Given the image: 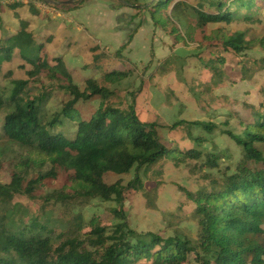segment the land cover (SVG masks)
<instances>
[{"label": "trees", "instance_id": "trees-1", "mask_svg": "<svg viewBox=\"0 0 264 264\" xmlns=\"http://www.w3.org/2000/svg\"><path fill=\"white\" fill-rule=\"evenodd\" d=\"M87 1L77 0L67 8L79 9ZM174 1L156 0L143 8L155 28L171 25L170 34L175 35L176 43H187L192 38V28L185 23L184 15L191 9L201 25L203 42L234 55L251 49L245 31L227 33L217 28L206 34L204 29L209 24L249 21L251 17L246 15L237 18L240 10L245 8L247 14H255L257 11L252 10L260 11L264 0H207L208 9L201 5L192 9L186 1H178L168 13ZM138 3L139 0H120L116 8L134 9ZM233 5L235 9L231 11ZM21 6L15 3L8 7L16 10ZM61 6L64 7L62 3ZM33 12L38 13L35 8ZM141 26L139 23L127 35L114 53L116 56L121 57ZM27 28L26 22H20L18 31H6L0 36V68L12 59L14 51L30 67L25 80L6 78L8 86L0 91V111L5 112L2 135L27 152L16 168L32 166L38 176L27 180V172L13 173L9 183H0V209L4 210L0 211V264H137L142 260L185 264L191 254L198 264H264V155L255 147L264 143V110H256L241 122L242 134L224 133L243 152V160L234 172L226 169L210 190L186 192L195 206L192 214L199 229L196 242L179 234L162 238L152 232L138 233L130 228L124 212L129 193L147 195L138 172L170 159L177 163L186 158L199 160L201 152L163 144L158 132L163 126L140 121L134 99L125 108L113 102L116 95L110 85L127 78L131 70L105 71L100 78L85 79L80 87L63 58L45 53L44 43L37 42ZM214 59L205 67L212 78H219L221 71L214 63H222L223 59ZM254 64L256 72L264 71V57L254 60ZM90 67L96 65L84 69ZM248 78L243 76L242 80ZM54 93H63L66 101L59 111L50 114L46 107ZM93 102H98L96 109H92ZM83 110L87 115L83 116ZM73 124L75 130L65 134V126ZM181 126L189 130L200 127L208 133L215 129L213 124L200 121H179L163 128L174 130ZM193 140L198 145L203 141L200 137ZM205 158L209 168H218L219 154L207 153ZM249 163L260 167L251 168ZM45 166L50 169L42 173ZM132 170L137 174L127 185L121 180L112 184L104 181L108 173L127 175ZM58 171L64 174L65 182L47 196L39 214L26 215L24 222L20 218L24 210L8 208L15 195L32 196L44 179H55ZM94 200L116 204L111 212L120 222L112 230L101 226L97 217L84 222L81 211ZM47 205L63 209L64 218L52 219Z\"/></svg>", "mask_w": 264, "mask_h": 264}, {"label": "rangeland", "instance_id": "rangeland-1", "mask_svg": "<svg viewBox=\"0 0 264 264\" xmlns=\"http://www.w3.org/2000/svg\"><path fill=\"white\" fill-rule=\"evenodd\" d=\"M66 1L69 0H27V3H21L22 7L18 9H21L19 11L23 19L20 20L21 22L34 20L35 33L49 29L42 26H55L51 22L58 23L52 33L55 41L49 47L52 53L48 51L47 43L44 44V52L46 51L45 53H49L50 56L56 55L53 53L67 54V68L71 71L76 85L83 87L85 79L100 78L105 71L128 69L131 70V74L127 78L110 85L116 95L113 97V102H120L125 108L134 99V110L140 121L157 122L163 127H170L179 121H200L215 126L212 133L200 127H193L191 131L183 126L174 130L159 128V136L167 147L176 145L182 150L194 148L201 152V158L199 160L186 158L185 161L178 163L170 159L148 170H141L138 176L145 186L147 195L142 192L129 193L124 203L126 219L132 230L142 234L152 232L162 238L179 234L196 242L199 229L192 214L195 206L186 192L194 193L204 188L210 190L213 182H220L221 173L226 169H229V173L234 172L237 164L243 160V152L224 133L230 131L234 134H242L244 127L241 122L251 118L256 110H264V71L256 72L254 64V60L264 57V6L260 11L253 9L252 12L257 11L255 14H247L245 8L241 9L237 18L246 15L251 17L249 21L240 19L228 25L209 24L204 29L206 34L217 28L225 29L227 33L245 31L251 49L240 55H234L216 50L211 44L202 41L201 25L191 9H187L184 15L185 23L192 28V38L187 43L182 41L176 43L175 35L170 34L171 25L155 28L149 12L144 11L146 7L143 6H150L156 0H139L135 5L136 8L125 9L124 12L127 13L117 17L118 26L124 28L126 34H130L139 23L142 25L132 43L119 58L114 53L125 41L123 39L125 34L122 32H119L121 35L108 40L106 33H102L106 40L99 43L88 38L84 31L77 32L64 17L56 21L51 19L48 22L43 21L45 17H50L51 14L57 15L60 11L63 13L73 11L67 6L77 0H73L72 4H63L64 7L61 6V3ZM90 1H87L84 7ZM94 1L96 0L91 1L89 7ZM119 1L97 0L96 2L99 4L106 2L109 7H118ZM178 1H186L192 9L199 5L204 9L209 8L207 0H175L168 8V13H171ZM0 6V27L4 26L1 31L5 34L7 26L4 23L15 25L16 18H12L11 11L18 9H9L10 4L6 2L0 3ZM34 8L44 13L45 17L33 15L30 10L33 11ZM230 8L232 11L235 6ZM38 22L43 24L39 26ZM45 35L47 33L43 34ZM94 56L97 57L96 62ZM217 56L223 59L222 63H214L221 71V75L219 78H212L205 63L215 60ZM88 65H96V67L84 69ZM29 69V65L20 57L18 51H14L12 59L4 62L0 68V91L8 86L7 77L25 80L28 78ZM243 76L249 78L243 81ZM214 81L218 83L215 84ZM64 101L66 97L63 93H54L46 107L47 113L59 111ZM92 106V109H96L98 102H93ZM85 115H87L86 110H83V116ZM4 117L5 112L0 111V183H9L13 173L27 172L26 174H29L27 180L37 178L38 171L32 166L21 170L16 168L27 152L2 135ZM74 130V124L66 125L64 128L65 134H71ZM190 133L193 138L203 139L201 145L194 142ZM255 147L264 155V143H257ZM207 153L219 154L218 168L212 169L207 166L205 163ZM249 167L259 168L260 165L249 163ZM49 169V166H45L41 172H48ZM136 174L135 170L127 175L108 173L104 176V181L112 184L121 180L123 185H127ZM64 182V174L58 171L55 179H44L32 196L15 195L8 208L17 206V210L19 207L24 210L25 215L20 218L25 222L28 219L26 215L39 214V208L46 204L47 196L60 189ZM115 207L116 204L113 202L94 200L81 211L84 222L97 217L101 226L112 230L120 222L111 212ZM46 209L51 213L52 219L64 218L63 209L59 210L53 205H47ZM0 211L4 210L0 209ZM137 264H152V262L142 260ZM185 264L198 263L191 254Z\"/></svg>", "mask_w": 264, "mask_h": 264}, {"label": "crops", "instance_id": "crops-1", "mask_svg": "<svg viewBox=\"0 0 264 264\" xmlns=\"http://www.w3.org/2000/svg\"><path fill=\"white\" fill-rule=\"evenodd\" d=\"M91 1L85 7L83 6L79 9L73 10L71 12L66 11L63 13L62 11H60V13H58L57 15L51 14L50 17L43 16L44 13H42L39 10H37L38 13H34L32 11V9L30 11L33 15H35L37 17H40V18L45 17L43 21L47 20V22L49 19L56 21L57 19H63V17H64L67 20L68 24H71L75 27L77 32L84 31L88 38L94 39L99 43L103 42V40H106L105 36L102 35V33H106V37L108 40L109 38L111 39L112 37H115L116 35H121V33H119V32H122L123 34H125V35H123L125 37L123 39L126 40L128 34L125 33L124 28L118 26L117 17L119 15H122L123 13H127L124 11H125V9H128V8L124 7L121 9H117L114 6L109 7L107 5L108 3L105 2L103 4H99V2H96L97 0L93 2L95 5H93V3H92V5L89 7V4H91ZM99 1H103V0H99ZM23 7H25V6L23 5ZM18 8H20V7H18ZM3 9H4V7H3ZM20 10L21 9H18V11H11L12 18L13 19L16 18V20H15L16 23H15V25H13V24L8 25V24L4 23V25L7 26L6 31L13 33V32H16L19 30L20 22H21L20 20H23L19 14ZM5 14L7 15V12H5ZM17 17H19V19ZM24 21L27 22V25H28L27 29H28V31L33 33L37 42L39 41L41 43H44V40H45L46 42L44 44L47 43L48 51H50L52 53V50L49 47H51V45L55 41V37L52 33L56 29L55 26L58 23L57 22L56 23L51 22V23L55 24V26H53V25L52 26H42V28L45 27V28H49V29H45L44 32H41V33L39 31L37 33H35V31H34L35 26L33 24L34 20H31V22L29 19L24 20ZM35 22L37 23L36 20H35ZM38 24L40 26L43 23L38 22ZM45 25H46V23H45ZM1 27L3 28L4 26H1ZM8 28H10V29H8ZM1 33H2V31L0 29V36H1ZM45 33H47V35L43 36V34H45ZM137 34H138V32L135 34V36ZM53 54H56V55H53V57H62L65 65L67 67V61H66L67 54L66 53H64L63 55H59L58 53H53Z\"/></svg>", "mask_w": 264, "mask_h": 264}, {"label": "built area", "instance_id": "built-area-1", "mask_svg": "<svg viewBox=\"0 0 264 264\" xmlns=\"http://www.w3.org/2000/svg\"><path fill=\"white\" fill-rule=\"evenodd\" d=\"M6 2L8 4H15V3H27V0H0V3Z\"/></svg>", "mask_w": 264, "mask_h": 264}, {"label": "water", "instance_id": "water-1", "mask_svg": "<svg viewBox=\"0 0 264 264\" xmlns=\"http://www.w3.org/2000/svg\"><path fill=\"white\" fill-rule=\"evenodd\" d=\"M74 1L73 0H69V1H66V2H62V4H72Z\"/></svg>", "mask_w": 264, "mask_h": 264}]
</instances>
